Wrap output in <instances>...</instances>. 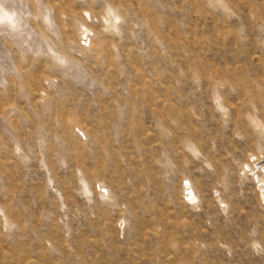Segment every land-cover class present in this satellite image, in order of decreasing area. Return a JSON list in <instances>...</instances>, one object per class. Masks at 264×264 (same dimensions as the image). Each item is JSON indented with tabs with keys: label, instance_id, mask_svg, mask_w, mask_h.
Returning <instances> with one entry per match:
<instances>
[{
	"label": "rangeland",
	"instance_id": "374dc122",
	"mask_svg": "<svg viewBox=\"0 0 264 264\" xmlns=\"http://www.w3.org/2000/svg\"><path fill=\"white\" fill-rule=\"evenodd\" d=\"M0 264H264V0H0Z\"/></svg>",
	"mask_w": 264,
	"mask_h": 264
},
{
	"label": "bare ground",
	"instance_id": "6f19581e",
	"mask_svg": "<svg viewBox=\"0 0 264 264\" xmlns=\"http://www.w3.org/2000/svg\"><path fill=\"white\" fill-rule=\"evenodd\" d=\"M253 164H254V163H253ZM253 164L251 165V167H252V168L250 167L251 169H253V168H254V165H253Z\"/></svg>",
	"mask_w": 264,
	"mask_h": 264
}]
</instances>
